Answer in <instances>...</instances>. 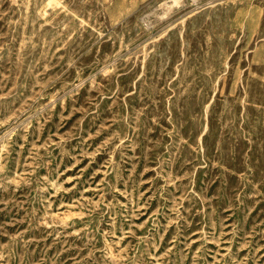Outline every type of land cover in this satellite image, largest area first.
Segmentation results:
<instances>
[{"label":"rangeland","instance_id":"1","mask_svg":"<svg viewBox=\"0 0 264 264\" xmlns=\"http://www.w3.org/2000/svg\"><path fill=\"white\" fill-rule=\"evenodd\" d=\"M179 2L0 0V264H264V0Z\"/></svg>","mask_w":264,"mask_h":264},{"label":"bare ground","instance_id":"2","mask_svg":"<svg viewBox=\"0 0 264 264\" xmlns=\"http://www.w3.org/2000/svg\"><path fill=\"white\" fill-rule=\"evenodd\" d=\"M175 1H178L179 2V0H175ZM182 1V0H181ZM174 3V2H173ZM180 3V2H179ZM170 6V5H169Z\"/></svg>","mask_w":264,"mask_h":264}]
</instances>
